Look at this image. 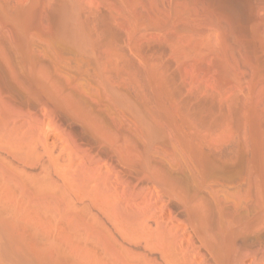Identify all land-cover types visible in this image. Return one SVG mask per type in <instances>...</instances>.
Segmentation results:
<instances>
[{"label": "rangeland", "instance_id": "374dc122", "mask_svg": "<svg viewBox=\"0 0 264 264\" xmlns=\"http://www.w3.org/2000/svg\"><path fill=\"white\" fill-rule=\"evenodd\" d=\"M0 264H264V0H0Z\"/></svg>", "mask_w": 264, "mask_h": 264}, {"label": "bare ground", "instance_id": "6f19581e", "mask_svg": "<svg viewBox=\"0 0 264 264\" xmlns=\"http://www.w3.org/2000/svg\"><path fill=\"white\" fill-rule=\"evenodd\" d=\"M40 185V184H39ZM38 188H40V187H38Z\"/></svg>", "mask_w": 264, "mask_h": 264}]
</instances>
